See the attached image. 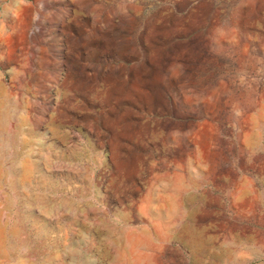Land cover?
Instances as JSON below:
<instances>
[{
  "label": "rangeland",
  "instance_id": "rangeland-1",
  "mask_svg": "<svg viewBox=\"0 0 264 264\" xmlns=\"http://www.w3.org/2000/svg\"><path fill=\"white\" fill-rule=\"evenodd\" d=\"M0 264H264V0H0Z\"/></svg>",
  "mask_w": 264,
  "mask_h": 264
},
{
  "label": "crops",
  "instance_id": "crops-1",
  "mask_svg": "<svg viewBox=\"0 0 264 264\" xmlns=\"http://www.w3.org/2000/svg\"><path fill=\"white\" fill-rule=\"evenodd\" d=\"M0 81H1V75H0Z\"/></svg>",
  "mask_w": 264,
  "mask_h": 264
}]
</instances>
